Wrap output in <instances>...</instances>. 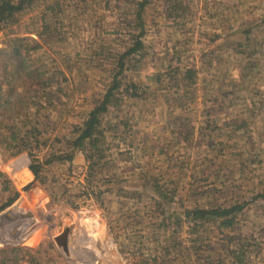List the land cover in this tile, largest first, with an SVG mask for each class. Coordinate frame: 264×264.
Masks as SVG:
<instances>
[{"label": "rangeland", "instance_id": "374dc122", "mask_svg": "<svg viewBox=\"0 0 264 264\" xmlns=\"http://www.w3.org/2000/svg\"><path fill=\"white\" fill-rule=\"evenodd\" d=\"M138 1L63 0L57 16L44 13L62 30L32 54L51 75L49 137L79 123L100 93L108 55L137 31ZM41 11L34 5L0 27V80L1 49L10 36L35 37ZM141 15L142 55L124 76L140 97L125 96L106 114L125 130L107 132L110 166L101 175L111 176L99 188L110 189L98 198L82 192L81 150L45 165L41 183L23 172L25 150L0 144V171L17 192L0 209L1 246H19L21 258L34 257L28 264H264V0H147ZM185 67L195 69L189 86L177 76ZM1 186L0 203L10 193ZM233 202L244 203L232 228L208 221L189 229L185 209ZM64 226L66 252L54 239Z\"/></svg>", "mask_w": 264, "mask_h": 264}, {"label": "trees", "instance_id": "16d2710c", "mask_svg": "<svg viewBox=\"0 0 264 264\" xmlns=\"http://www.w3.org/2000/svg\"><path fill=\"white\" fill-rule=\"evenodd\" d=\"M146 1L139 0L136 3L132 21L137 31H130L128 33L129 42L121 50L111 51L108 55L107 79L101 82L100 93L91 97L92 105L84 117L79 123H72L66 132H55L49 137L53 127L48 128L46 118L49 117V111H44V109L47 110L52 105L51 75L41 63H36L32 54L43 44L49 46L51 40L60 41L62 39V30L51 29L49 22L44 19V13L49 12L52 17L57 16L62 11L63 0H0V27L18 22L19 17L34 5L42 7L38 24L33 28L35 37L10 36L6 47L1 49L4 56L2 67L4 75L0 80V144L9 148L11 154L26 151L29 163L28 168H23V172L27 178H30L32 173L33 179L44 182L45 177L42 171L45 165L54 161L70 162L74 151L81 150L86 164L82 192L87 196L93 194L95 198H98L102 191L109 188L107 185L103 189L99 188L100 183L106 180L110 182L111 176L105 173L101 175L104 169L106 171L110 166L106 143L107 132H111L113 136H121L125 130L118 131L117 122H111L106 118V114L111 109L118 110L125 96L140 97L141 91L137 83L124 79V76L126 70L133 68L138 57L142 55L141 36L144 29L141 12ZM54 22L53 20L52 23ZM99 50L94 48L90 53L92 56H97V61L101 62L102 57L96 55ZM173 74L174 72L167 75L170 78L168 81H171L170 86L180 85L177 82V76L184 86L191 85L195 80L193 67H185L176 78H173ZM160 75L161 73L156 74L155 80L160 81ZM16 87L19 92L14 91ZM41 114L46 115L45 121L40 119ZM124 125L123 122L122 126ZM42 148L45 150L40 158L36 152ZM8 183L9 180L0 171L1 188L10 192L0 203V209L9 204L17 195ZM151 185L162 197H165V193L160 191L156 182ZM258 196L264 197V189L258 192ZM153 201L159 203L155 199ZM243 203L233 202L230 205H210L208 207L195 206L185 209L184 214L190 222L189 229L192 232L208 221L215 224L218 229L232 228L236 213L241 211ZM5 241H7L6 238L0 237V264L18 261L21 258L20 247L1 246ZM236 260L239 263L242 262L241 255L237 254ZM30 261H34V257H29L28 262Z\"/></svg>", "mask_w": 264, "mask_h": 264}, {"label": "water", "instance_id": "95a60500", "mask_svg": "<svg viewBox=\"0 0 264 264\" xmlns=\"http://www.w3.org/2000/svg\"><path fill=\"white\" fill-rule=\"evenodd\" d=\"M67 230L68 227L64 226L61 233L54 237L57 245L61 247L65 252L67 251Z\"/></svg>", "mask_w": 264, "mask_h": 264}, {"label": "built area", "instance_id": "2783aa9c", "mask_svg": "<svg viewBox=\"0 0 264 264\" xmlns=\"http://www.w3.org/2000/svg\"><path fill=\"white\" fill-rule=\"evenodd\" d=\"M19 264H28V260L26 258H21Z\"/></svg>", "mask_w": 264, "mask_h": 264}, {"label": "bare ground", "instance_id": "6f19581e", "mask_svg": "<svg viewBox=\"0 0 264 264\" xmlns=\"http://www.w3.org/2000/svg\"><path fill=\"white\" fill-rule=\"evenodd\" d=\"M69 251L71 252V247L69 246Z\"/></svg>", "mask_w": 264, "mask_h": 264}]
</instances>
